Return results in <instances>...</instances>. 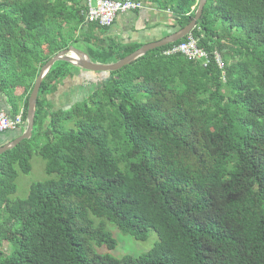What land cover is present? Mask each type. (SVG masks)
Segmentation results:
<instances>
[{"label":"trees","instance_id":"trees-1","mask_svg":"<svg viewBox=\"0 0 264 264\" xmlns=\"http://www.w3.org/2000/svg\"><path fill=\"white\" fill-rule=\"evenodd\" d=\"M154 1L177 31L199 0ZM84 11V0H0V94L23 122L0 147L24 131L34 81L57 53L109 64L141 47ZM191 36L221 55L224 76L212 60L164 56L169 44L96 73L80 104L55 111L48 97L79 70L52 66L31 138L0 154V264H264V0H207ZM33 156L55 178L10 200ZM108 222L158 241L137 257L95 254L115 247Z\"/></svg>","mask_w":264,"mask_h":264},{"label":"crops","instance_id":"crops-1","mask_svg":"<svg viewBox=\"0 0 264 264\" xmlns=\"http://www.w3.org/2000/svg\"><path fill=\"white\" fill-rule=\"evenodd\" d=\"M142 3L139 11H130L119 15L113 25L109 27L107 36L120 44H140L156 42L172 31L173 19L169 11L158 8L154 0H135ZM77 48V47H76ZM79 50L83 51L81 48ZM98 75L91 72L79 71L72 78L62 81L56 92L48 97L53 109L65 110L76 103L78 96L85 99L94 89ZM72 96L76 100L72 101ZM0 110L7 111L4 97L0 94Z\"/></svg>","mask_w":264,"mask_h":264},{"label":"water","instance_id":"water-1","mask_svg":"<svg viewBox=\"0 0 264 264\" xmlns=\"http://www.w3.org/2000/svg\"><path fill=\"white\" fill-rule=\"evenodd\" d=\"M207 0H199L194 17L192 20L184 26L183 28L174 31L164 37L163 39L142 45L139 49L131 53L130 55L124 57L123 59L109 64H99L94 63L90 60L89 56L83 51L71 46L63 51H60L50 60H48L40 69L37 78L34 81L31 93L28 98V107L26 114V125L24 131L19 132L18 136L0 147V154L13 149L23 140H29L32 136L34 115L37 102V96L39 88L45 76L49 73L50 69L56 62H66L71 66L77 68L81 72H91V73H109L122 69L125 66L130 65L132 62L136 61L138 58L145 55L147 52L164 47L169 44H173L191 34L192 30L196 27L199 21L203 7L205 6ZM3 132L1 134H5Z\"/></svg>","mask_w":264,"mask_h":264},{"label":"built area","instance_id":"built-area-1","mask_svg":"<svg viewBox=\"0 0 264 264\" xmlns=\"http://www.w3.org/2000/svg\"><path fill=\"white\" fill-rule=\"evenodd\" d=\"M84 17L87 23L98 24L109 28L115 19L126 12L139 11L143 8L142 3L135 0H84ZM178 44H171L163 50L164 56L181 55L189 61H199L206 67L210 61H214L216 66L223 72V60L218 52L209 55L205 50L197 45V39L191 34ZM22 112L11 116L5 111L0 110V134L7 131H17L22 127Z\"/></svg>","mask_w":264,"mask_h":264},{"label":"rangeland","instance_id":"rangeland-1","mask_svg":"<svg viewBox=\"0 0 264 264\" xmlns=\"http://www.w3.org/2000/svg\"><path fill=\"white\" fill-rule=\"evenodd\" d=\"M94 75H98L94 73ZM99 81L95 82L94 89L98 85ZM72 101L76 100L74 96L71 97ZM82 96H78L76 103L80 104ZM84 99V98H83ZM69 127V124L65 125ZM31 170L28 174L19 173L15 184H17L16 191L9 198L10 200H23L27 197L28 192L32 184L44 182L47 179L55 178V176H49L45 171V161L38 156H33L30 160ZM106 230L114 238L116 244L113 249H107L105 246L93 247V252L98 255H108L113 258L119 259L123 256L137 257L148 252L158 241L154 231H149L147 238L144 241H137L130 235L121 233L114 225L109 222L106 223Z\"/></svg>","mask_w":264,"mask_h":264}]
</instances>
